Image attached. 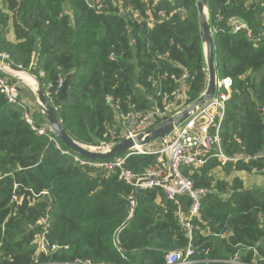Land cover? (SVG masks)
Returning a JSON list of instances; mask_svg holds the SVG:
<instances>
[{
  "label": "trees",
  "instance_id": "obj_1",
  "mask_svg": "<svg viewBox=\"0 0 264 264\" xmlns=\"http://www.w3.org/2000/svg\"><path fill=\"white\" fill-rule=\"evenodd\" d=\"M132 6L135 18L113 10L96 12L83 0H0V53L9 55V64L34 76L44 89L55 86L59 76L71 75L66 98L59 99V90L51 102L62 127L79 144L98 146L104 126L111 127L120 111L151 107L157 86L147 77L158 71L153 58L162 71L179 74L174 62L188 70L187 104L201 94L197 79L206 66L196 0H160L155 11L168 17L151 28L145 4L134 0ZM207 8L217 77L231 79L221 148L238 160L220 165L212 159L190 176L196 188L219 192L203 200L191 259L194 264H223L237 252L248 261L253 252L247 248L264 256V226L257 213L264 210V180L249 187L243 177L228 182L211 174L220 169L264 177V0H207ZM232 23L245 24L251 37L245 30L233 33ZM166 86L174 87L164 82ZM106 96L119 100L121 110L115 111ZM33 115L36 127L47 123L41 112L38 121ZM55 143L68 150L57 137L54 142L34 132L22 109L0 94V264H164L168 252L186 248L176 207L161 190L140 192L133 216L120 229L129 218V187L117 173L81 167L73 160L75 153L63 155ZM155 162L153 155H138L125 166L142 173ZM183 173L189 175V169ZM227 187L232 193L222 201ZM42 192L47 194L34 197ZM14 194L21 197L19 204L12 200ZM47 208L49 241L67 249L43 256L36 251V221Z\"/></svg>",
  "mask_w": 264,
  "mask_h": 264
},
{
  "label": "built area",
  "instance_id": "obj_2",
  "mask_svg": "<svg viewBox=\"0 0 264 264\" xmlns=\"http://www.w3.org/2000/svg\"><path fill=\"white\" fill-rule=\"evenodd\" d=\"M86 5L96 12L111 13L112 10L121 16L137 17V13L132 6L134 0H83ZM141 0L146 6V24L149 28L154 24L165 21L168 17L165 11H155V6L160 0ZM113 12V13H114ZM143 19H139L138 23ZM241 30L247 32V37H251V31L242 23H232L231 31L237 33ZM168 53L160 56L162 60L168 58ZM113 59V55H110ZM9 55L0 53V94L4 97L7 104L17 106L23 111V119L30 128L38 135L48 136L55 142V133L48 123L36 127L32 118V111L18 88L17 83L9 81L6 73L13 75L8 69ZM153 64L157 65L158 71L147 77V82L154 88L157 86V91L152 100V105L149 109L142 112L130 111L124 113L120 111L115 114L114 124L104 126L103 139H111L109 143H101L98 147H90L97 152H107L112 146L124 139H133L137 136H144L150 128L163 122L169 117L177 115L178 112L187 105L185 103L186 86L189 79L188 70L179 63L172 62L179 74L169 73L167 70L162 71V66L158 60L153 58ZM43 75V73H40ZM63 76H59L56 85L48 84L44 89L45 96L51 101L54 94L60 90L63 81ZM173 84V88L164 87L163 83ZM55 90L52 92L51 89ZM216 95L204 107L191 113L190 117L165 139L160 141V146L155 149H147L150 144L144 146H136L127 151L123 157L110 161H89L77 154L72 155L75 163L83 168H91L95 170H104L106 172L117 173L118 180L128 186L130 191L126 197V208L129 211V218L133 216L137 206V198L140 192H146L154 189L161 190L165 198L175 205V218L184 231L188 239L187 246L184 250L170 251L165 256L164 264H194L192 260L195 248L192 243L193 231L196 228L195 221L199 220L200 212L203 205V200L211 193H219L217 188H196L191 179L194 171L204 168L212 159H216L220 165H225L227 162H235L237 158L227 157L221 148L220 126L224 119L225 103L229 99L231 93V79L218 78L216 83ZM107 103L114 108L115 111L121 110L119 100L112 96H106ZM42 113V112H41ZM117 138V139H116ZM119 140L113 143L112 140ZM239 142V140H237ZM56 148L63 155H70L68 150H61L58 143ZM138 155H153L156 157V162L153 166L146 168L142 173H135L126 168L125 163L131 156ZM251 158H245L246 161ZM184 169H189V175L183 173ZM16 187V186H15ZM226 194L222 195V201H225L232 193L227 187ZM47 192H42L34 197L46 195ZM16 203H20L21 197L16 194L12 197ZM187 205H186V202ZM47 212L36 221L38 235L36 240V251L43 256H50L59 249H67L56 243L49 241L50 231V216ZM258 217L261 221V226H264V210H258ZM121 229V228H120ZM120 229L117 233H119ZM208 230V229H207ZM252 250L253 255L248 260L242 259L241 253L237 252L230 260L220 261L223 264H264V256H261L254 248H247V251ZM217 262V261H208ZM67 264H98L92 263L89 260L79 261L74 260Z\"/></svg>",
  "mask_w": 264,
  "mask_h": 264
},
{
  "label": "water",
  "instance_id": "obj_3",
  "mask_svg": "<svg viewBox=\"0 0 264 264\" xmlns=\"http://www.w3.org/2000/svg\"><path fill=\"white\" fill-rule=\"evenodd\" d=\"M197 17L199 22L200 36L203 46V54L206 66V72L208 77L207 87L204 92L193 102L187 104L182 108L177 115L167 118L163 122L147 130L144 136H137L133 139H124L112 146L107 152H97L90 147L79 144L74 141L69 134L62 127L60 120L58 119L56 112L53 108L52 102L45 96L44 87L40 82L34 78L38 87L36 89V97L39 108L45 117V120L53 129L58 140L70 151L79 155L80 157L89 161H110L120 154H125L127 151L136 146L148 145L155 141H161L167 138L175 128L182 125L191 115L198 109L204 107L209 103L216 95V83L218 80L215 64L214 53V38L210 29L208 19L207 0H196ZM1 67V66H0ZM8 69L12 72H23L20 67H16L12 64L7 65ZM71 75H67L64 78L63 84L60 88L61 97L60 100L66 98L67 89ZM130 219L121 227H125L129 223Z\"/></svg>",
  "mask_w": 264,
  "mask_h": 264
},
{
  "label": "rangeland",
  "instance_id": "obj_4",
  "mask_svg": "<svg viewBox=\"0 0 264 264\" xmlns=\"http://www.w3.org/2000/svg\"><path fill=\"white\" fill-rule=\"evenodd\" d=\"M210 29L212 31V28L211 27H210ZM212 34H213V31H212ZM204 72L205 73L203 75V78L200 79V80L197 79V86H196L198 92H201V94L206 89L207 82H208L207 81L208 80V77H207L206 68H205ZM6 77H8L10 79L9 81H11L13 83L15 82V83L18 84V86H19V88L21 90L20 91L21 94L22 95L24 94V96L27 97V98H24V100H25V103H27L29 109L34 114L33 117L35 116L36 121L40 120L41 119V116L39 115V112H41V110H39V105H38V102H37L36 92L33 91V90H31V89H29V87H27L21 80L17 79L15 76L9 75V73H6ZM32 77H34V76H32ZM190 88H191V85L188 82V84L186 86V90L187 91L185 93V99H184L185 100V103L187 102L188 98H190V97L187 96V94L189 93ZM116 139L112 140L113 143H116L117 141H119V140H116ZM110 140L109 139H103V140H101V142L99 143L98 146H100L101 143H109ZM81 145H83V144H81ZM84 146H86V145H84ZM98 146H95V147H98ZM159 146H160V141H155V142L152 143V145L150 144V147L147 148V149H155V148H158ZM87 147H89V146H87ZM211 174L213 176H215L216 179H224V180H226L228 182H231L234 176L243 177L245 184L247 186H249V187L261 186L263 184V180H264V177L261 174H259V173H252V174H248V175L247 174H244L242 172L226 174V173H223L220 169H215V170H213L211 172Z\"/></svg>",
  "mask_w": 264,
  "mask_h": 264
},
{
  "label": "bare ground",
  "instance_id": "obj_5",
  "mask_svg": "<svg viewBox=\"0 0 264 264\" xmlns=\"http://www.w3.org/2000/svg\"><path fill=\"white\" fill-rule=\"evenodd\" d=\"M13 76L21 80L29 89L36 91L38 87L37 81L26 72H12Z\"/></svg>",
  "mask_w": 264,
  "mask_h": 264
},
{
  "label": "crops",
  "instance_id": "obj_6",
  "mask_svg": "<svg viewBox=\"0 0 264 264\" xmlns=\"http://www.w3.org/2000/svg\"><path fill=\"white\" fill-rule=\"evenodd\" d=\"M9 38H10V40H13V36H12V34L9 36ZM23 96V98H27V97H25L24 96V94L22 95ZM27 100V99H26ZM235 177V176H234ZM236 177H240V176H236ZM244 179V178H243Z\"/></svg>",
  "mask_w": 264,
  "mask_h": 264
}]
</instances>
